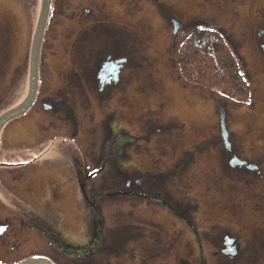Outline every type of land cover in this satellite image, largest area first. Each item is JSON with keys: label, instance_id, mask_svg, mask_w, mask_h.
Instances as JSON below:
<instances>
[{"label": "rangeland", "instance_id": "obj_1", "mask_svg": "<svg viewBox=\"0 0 264 264\" xmlns=\"http://www.w3.org/2000/svg\"><path fill=\"white\" fill-rule=\"evenodd\" d=\"M58 1L64 5L58 6V15L53 19L57 24L62 22L63 16L77 14L89 2ZM96 1L99 6L102 1L105 2V8L110 10L109 17L117 22L116 27L120 26L119 32L130 40L131 78L124 87L114 89L109 99L106 92L92 94L94 90L88 88H62L60 74L64 69L69 71V80H77V77L71 73V58L65 56L67 49L63 47H70L64 44L67 42L65 34L58 32L62 29L60 23L52 33V42L50 39L42 40L37 102L28 114L4 127L6 143L0 144V166L9 165V162L26 164L34 158L32 164L23 167L20 175L12 169V174L6 176V183L12 187L2 185L4 197L16 201L19 205L16 209L32 210L37 228L43 226L48 232L56 230L59 232H55L56 235H83L78 239L62 235L60 238L68 244L84 242L89 232L87 224L91 225V215L95 214L97 208L90 204L92 200H88L93 199L88 194L93 192L87 189L88 179L90 183H95L94 189L99 190L96 191L98 194L95 193L97 198L94 197V204L99 200L98 210L102 214L100 217L107 239L109 229L119 230L113 232L116 239L138 231L136 226L129 224H143V217L153 218L162 224L155 228L158 231L151 230L150 226L144 227L149 235L144 241L140 236L110 254L105 252L103 258L109 264H228L219 260V254L210 251L216 249L217 245L211 247L205 239L223 235L220 231L224 229L242 235L241 232L237 233L238 228L244 232L242 240H251L250 232L253 231L259 239L256 240L259 252L256 254L254 250V259L239 258L229 264H264V197L260 196H264V59L260 51L264 37L253 28L257 22L264 20V0ZM40 2L0 0V113L20 103L27 93L28 56ZM173 18L184 26L174 30L171 23ZM205 23L224 30L229 46L250 81L253 103L227 100L215 91L194 87L181 77L177 62L179 44L191 28ZM123 35L122 38L125 37ZM89 56L95 61L93 52ZM56 95L63 97L65 102L54 101ZM97 95L98 99L95 100ZM74 96L78 100L72 98ZM42 101L49 107H42ZM216 102L226 110V128L234 142L232 152L247 161H244L247 167L251 166L248 162L260 161L261 174L244 166L233 167L229 163L233 153H225L219 142L222 140ZM65 103H71L75 108L76 122L74 117H67L70 110ZM109 113H112L110 150L114 166L123 172L134 167L150 171L173 168L174 172L169 173L172 179L167 184L170 191L179 197L183 185L190 184L192 190L185 187L189 197L184 195L187 199L194 198L191 203H196L198 224L206 229L215 226L212 232L206 234L197 225V234L186 228L167 207L160 204L155 206L139 195L130 198L124 192L116 191L124 187V181L118 183L123 176L107 172L108 168L101 162L105 135L98 138L93 134L104 128L103 120L108 118ZM76 127L86 129L84 133L87 134L82 144L84 160L79 169L84 175L87 199L84 196L78 202L69 189H60L68 186L65 182L68 183L69 178L58 172L61 170L53 169H62L69 164L63 155L67 154L71 145L78 144L74 137L65 135L63 130ZM139 134H143L144 138H140ZM93 139L96 141L93 142ZM152 178L157 180L158 176ZM142 188L155 191L157 187L149 183ZM10 189L23 194L26 200L20 199ZM24 193H31V196ZM132 201L134 204H131ZM3 202L9 203L8 199H3ZM4 207H0V217L3 212H11L9 208H13ZM162 211L165 215L168 212L170 218L179 223V230L170 226L168 219L164 220ZM189 212H195V209ZM75 220L79 225L75 224ZM19 226L18 220L16 228ZM36 235L31 234L29 238L33 237L35 241L22 244V248L40 250L42 256H50L46 252L60 255V250L47 241L41 242L39 234ZM170 238H173V245L169 244ZM133 253L137 254V258H133ZM248 253H252V248L245 245L242 254ZM9 256L13 254L5 245L0 249V257Z\"/></svg>", "mask_w": 264, "mask_h": 264}, {"label": "flooded vegetation", "instance_id": "obj_2", "mask_svg": "<svg viewBox=\"0 0 264 264\" xmlns=\"http://www.w3.org/2000/svg\"><path fill=\"white\" fill-rule=\"evenodd\" d=\"M62 5L64 4L61 2L59 3L58 0L51 1L49 5L46 24L43 31V36H42V40L44 39V41H46L47 39H50L52 42L53 31H56L57 27L60 25V23H62V29L60 31L58 30V32H61L63 35L65 34L67 42H65L64 44L65 45L68 44L70 47V49L67 47L66 48L63 47L64 49H67L65 56L71 58L70 62L73 67L71 73H75L74 76L77 77V80H69L70 79L69 71L67 72V70L64 69L66 72L63 71V74L62 72L60 74V78L62 79V84H63L62 88H66V89L88 88L94 90L92 94L94 93L101 94L106 92L107 94L106 98L109 99L112 94V91L114 89H119L124 87V85L131 78L130 74L133 73V70L129 67V63L131 60L130 53L132 50V46L130 45L131 44L130 40H128V37L125 34L123 35L122 33L119 32L120 26L116 27L117 22H113L114 19L109 17L110 10L105 8L104 1H102L101 6H99L96 0H89V2H87V6H82L79 9V11L76 12L77 14L71 16H63L62 22L59 21L57 24L56 20L53 19L56 17V15H58L57 12L58 6L62 7ZM122 20H126V18H123ZM171 23L174 26V30L176 28L181 29L184 26V24H182L175 18L171 20ZM123 25L124 27L126 26L125 23ZM205 25H212V24L205 23ZM253 28L254 30L256 29V31H258V34L261 37H264V20H262V22H257V25H253ZM122 35L125 37L122 38ZM260 46H261L260 51L262 52V57L264 59V40L262 41ZM92 52H93V56L95 55V61L92 60L89 56ZM259 92L263 94L262 90H260ZM96 97H94L95 100L98 99V95ZM72 98L78 100V98H76L75 96ZM53 100L65 102V99L58 95L54 96ZM88 101L90 100L88 99ZM36 102H37V93H36L35 101L31 106V108L26 113L13 119L12 121L28 114L29 111L32 109V107H34ZM253 102L254 100L252 99V103ZM76 103L78 102L76 101ZM65 104L70 110V113L67 115V117L69 116L74 117V122H76L75 108H73V105L71 103H65ZM43 106L47 107L48 105H45V102L42 101V107ZM225 114H226V110H225ZM82 115H85V113H83ZM111 116L112 113L111 114L109 113V115H107L108 118L103 120L104 128H102V130L94 131L93 134L95 137L98 138L102 137V134L105 135L102 142L103 145L102 148H104L103 149L104 157L101 160V162H103L104 167L108 168L107 172H111L114 176L117 174L123 176L122 178L119 179L118 183L122 184V181H124L123 183L124 187L116 191L124 192V194L128 195L130 198L139 195L143 199L147 200V202L152 203L155 206L156 204L157 205L160 204L167 207L173 215L179 217V220L185 225L186 228L192 229L194 230V232L197 233L199 230V229L197 230L196 228L197 225L199 226L198 228H203V227H201V225L198 224V221L196 220V210H197L196 203L195 202L191 203V200L194 198L187 199V197L184 195V194L187 195L185 187L187 186L190 190H192L191 185L188 183L185 184L186 186L183 185L184 189L183 192H180L179 197L173 194L170 191V188L167 186V184L172 179L170 174L171 172H174L173 168L166 171L164 170L150 171V170H143L141 168L134 167L133 170L130 169V170H125L123 172L121 169H118L117 167L114 166L113 154L110 150V144L112 142L110 139L113 132V126H112L113 124L110 123ZM225 119L226 118H224V126L226 130L225 135L222 134V130L220 127V120H219V133L222 140L219 142L222 143V147L225 150V153L232 151L234 152L233 138L229 136V131L226 128ZM90 120L92 121V118ZM8 123H6V125ZM84 123L85 122H83L82 125ZM49 124H51V122H49ZM77 127L74 129L63 130L64 133H66L65 135L69 137L70 136L74 137V139L77 141L78 144L76 146L71 145L70 146L71 149L67 152L66 155H63V157L69 162V164H67V166L65 168L63 167L62 169L61 167H55L53 169H55L56 171L61 170L58 172L63 173L64 175H66V177L69 178V182L68 183L65 182L66 184H68V186L64 185V188H60V189L61 190L69 189L71 195L74 197V200L78 202L79 199H81L82 197L83 198L84 196L86 197V193L84 189V183H85L84 175H81V171L79 169L82 167L80 163L84 160V148L82 144H84L83 140L87 134L84 133L86 129L84 128L80 129ZM4 129L5 128L3 127L0 130V144L6 143L5 134L3 133ZM46 131H50V130H46ZM50 132L55 133L53 131ZM91 132H93V130H91ZM136 135L138 136V134ZM139 137L144 138L143 134H139ZM147 140H149V138H147ZM92 141L94 142L96 140L93 139ZM73 150H75V152ZM230 156L231 158L229 159L231 160L229 161V163L231 164V166L232 165L233 167L236 165L244 166L247 169L249 168L248 170L254 169L257 170L259 174H261L259 171L260 161H257L255 163L248 162L251 163V166L247 167V164L246 165L244 164L247 161L240 159L235 155V153L231 154ZM28 161H29L28 163L19 164L17 165V167L6 165L0 168V182L2 183L0 184V192L2 191V194L0 195V202H1L0 207L1 209L2 208L5 209L6 207H4V205L7 207L13 206V208H9L11 212H3L2 216L0 217V230H1L0 249L3 246L7 245L9 253L13 254V256L5 257V258L0 257V264H14L24 258L33 255L42 254L43 252L37 249L35 250L28 249L27 247L22 248V244H26V243L32 244L35 241L33 237L31 239L29 237H31V234L36 235V233H38L40 238L42 239L41 242L47 241L48 244L53 245L58 250H60V255L46 252L50 256H46V255L45 256L48 257L51 261H53L54 264H109V261L106 262L104 261L103 254L105 252L110 254L113 250L115 251L121 245L124 244L127 245L129 241L131 240L134 241L137 238L139 239L140 236L144 241V239L149 237L148 232L144 231L145 229L144 227L150 226L151 230H154L158 226L160 225L162 226V224L158 220H153V218L143 217L144 219L143 224L133 223V222L129 224L130 226H136L138 228V231L130 232V235L125 234L124 237H122L123 239L122 238L116 239L113 238V232H119V230L109 229V235L107 239L102 220L95 218L96 216L92 214L93 216L91 215V225L87 224V228L89 229V232L86 235V239H84V242L81 243L79 242L81 245L76 244L78 242L68 244L67 242H65L60 238L62 235H69L76 239L82 237L83 235L78 236V235H72L70 233L67 234L63 233L62 235L60 233V235H56L55 234V232H57L56 230L48 232V230L43 226L37 228L36 221L32 215V210L28 209V211L30 212H27L25 211L27 208H24L23 211L21 208L16 209L17 207H19V205L16 204L17 202L7 197H4L3 195L5 190L3 189L2 185L5 186L7 185L9 186V188L12 187L11 184L6 183L5 181L7 178L6 176L12 174L11 173L12 169L14 170V172H18V175H20L21 171L24 169L23 167L27 164H32L31 162L34 161V158H31ZM263 162H264V158H263ZM181 169H183V167ZM87 170H89V168ZM154 176H158L157 180H154L152 178ZM114 182L112 183L116 184V180H114ZM149 183L156 185L157 188L155 191L151 189L144 190L142 188L144 186H147ZM91 186L93 187V189L91 188ZM94 187H95V183H90V180L88 179L87 189L88 191L89 190L93 191L91 192L93 194L89 192L88 194L91 195L93 198L96 197V194H98L99 192V190H95ZM10 190L12 191V193L18 195L20 199L21 198H23V200L25 199L23 194H20L15 189L14 190L10 189ZM116 191H114V193H116ZM24 194L27 196H31V193H24ZM187 196L189 197V195ZM260 196L264 197L263 195ZM3 199H8L9 203L8 204L4 203ZM185 199L187 200L185 201ZM131 204H134V202L132 201ZM193 208L195 209V212H189ZM20 210L22 212H19ZM164 213L165 212L162 211L164 220L168 219L171 223L170 226H172L175 229L176 228L178 229L179 223L176 220L171 219L168 212H166L167 215H165ZM129 215L132 218H134L133 215L131 214ZM18 220L20 222V226L17 229L16 223L18 222ZM39 223L41 222L39 221ZM75 224L79 225L78 222H76V220H75ZM154 224H156L157 226ZM214 227L215 226H213L212 229L203 228V230L201 229L200 230L203 232H207L206 234H209L214 230ZM238 230H240V228L237 229V233L241 232L242 235L244 234V232ZM155 231H158V229H155ZM220 232L223 233V235H220L219 237H211L206 239L204 237L205 242L208 243L211 247L217 245L216 249H210V251L215 254H219L220 255L219 260L228 262L229 264L230 261L238 260L239 258L242 260L254 259L256 254H258L259 248L257 245L258 242L256 240L259 239L256 238V236H254L253 231L250 232L251 240H248L247 238L242 240L241 239L242 235H237L236 232H232L228 229H224L223 232L222 231ZM57 233L59 234V232ZM172 239L170 240L169 243L170 245L171 244L173 245ZM245 245L251 246L252 253L242 254ZM158 246L159 247L162 246L160 242ZM168 249H171V247H169ZM254 250H256L255 256H253ZM247 255H251V256L249 257ZM58 256H60V258ZM132 256L133 258H137V254L135 253H133ZM127 264L130 263L127 262Z\"/></svg>", "mask_w": 264, "mask_h": 264}, {"label": "trees", "instance_id": "obj_3", "mask_svg": "<svg viewBox=\"0 0 264 264\" xmlns=\"http://www.w3.org/2000/svg\"><path fill=\"white\" fill-rule=\"evenodd\" d=\"M179 45L178 71L186 82L194 87L215 91L219 96L237 103L252 101L250 81L229 46L224 30L212 25H197L190 29ZM88 200H92L90 204L97 207L93 214L95 218L101 219L99 200L96 204L94 198Z\"/></svg>", "mask_w": 264, "mask_h": 264}, {"label": "water", "instance_id": "obj_4", "mask_svg": "<svg viewBox=\"0 0 264 264\" xmlns=\"http://www.w3.org/2000/svg\"><path fill=\"white\" fill-rule=\"evenodd\" d=\"M49 3L50 0H41L39 13L31 40L29 50L27 94L20 103L0 113V130L5 123L28 111L34 103L38 86L39 51L43 30L47 19ZM217 107L220 116L222 134L225 135L224 109L220 107V105H217ZM14 264H53V262L45 256L36 255L24 258Z\"/></svg>", "mask_w": 264, "mask_h": 264}]
</instances>
